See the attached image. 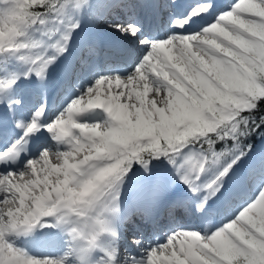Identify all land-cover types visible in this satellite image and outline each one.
Masks as SVG:
<instances>
[{"label": "snow or ice", "instance_id": "1", "mask_svg": "<svg viewBox=\"0 0 264 264\" xmlns=\"http://www.w3.org/2000/svg\"><path fill=\"white\" fill-rule=\"evenodd\" d=\"M89 2L0 0V54L21 53L20 59L33 65L25 78L34 74L45 81L80 28L79 22L69 23L61 38L52 40L65 24L68 5L81 9ZM158 2L175 31L163 40L140 39L147 51L130 76L96 79L50 124L40 123L44 106L30 122L15 121L23 134L0 146V168L5 169L0 172V264H264V154L259 171L244 167L254 153L246 141L264 138V0H236L218 13L216 0H195L181 10L182 0ZM115 6L120 7L119 0ZM209 17L214 19L199 31L189 30ZM107 26L132 38L143 31L139 23ZM35 32L47 40H33ZM87 47L89 55L98 54L95 45ZM36 48L43 54H23ZM18 79L0 81V92ZM20 104L0 95V106L8 111ZM96 109L106 113L105 125L78 122ZM42 129L67 149H45L23 171H7ZM153 160L167 161L195 198L178 200L172 211L183 207L190 215L209 216L215 204L230 206L249 188L258 189V195L215 232L180 228L164 243L145 247L142 233L133 231L121 251V235L112 223L121 211V186L136 164L151 175ZM209 173L211 178L202 182ZM172 187L158 178L154 192L163 195ZM46 218H54L71 237L63 257H32L10 242ZM126 219L131 221L132 214Z\"/></svg>", "mask_w": 264, "mask_h": 264}, {"label": "bare ground", "instance_id": "2", "mask_svg": "<svg viewBox=\"0 0 264 264\" xmlns=\"http://www.w3.org/2000/svg\"><path fill=\"white\" fill-rule=\"evenodd\" d=\"M235 1L216 0V4L218 5L216 12L228 10V6L234 4ZM194 2L195 0H182L177 10L186 7L187 3ZM116 3L117 0H111L104 4L102 10H97L93 13L95 16H92L94 21L92 27H94V31H97L96 33H93L85 26H82V35H79L80 32L75 30L68 44L69 52L66 58H60L56 68L54 67L55 63L49 67L45 81H40L33 74L32 81H25L21 84V87L17 85L5 92H0V95H11L19 100L23 98L25 100L26 97L30 99L29 102L23 100L20 106H15L14 110L11 111L14 118L30 122L29 120L35 111L40 106H44L42 102V97L44 96L47 114L40 123L47 125L49 118H58L62 113H65L73 99L78 98L79 95H82L86 91L82 87L81 91L77 94L74 91L72 96L67 95L66 91L72 88L78 80H81L82 83L89 80V84L93 85L98 75H119L121 78H126L135 71L143 58V54L147 51L146 48L138 47L137 45L140 36L136 39L121 36L115 30L109 29L108 23H139L143 28L142 35L157 40L166 39L174 31V29L168 27L167 18L160 11L161 5L158 0H119L120 7H116ZM213 19L214 17L204 18L191 26L189 30L199 31L201 27L206 26ZM101 32H111L115 35L109 36L106 34L108 36H105L101 35ZM84 34L85 36L83 37ZM90 44L97 47L98 54L89 55L87 45ZM42 52L43 48L40 49L39 55ZM48 55L52 54L48 52ZM17 56V65L22 67V69L29 71L33 67L30 62L21 60L19 58L20 55ZM13 58L14 56H10L5 66L0 63V81L15 77ZM82 61H86V64H82ZM20 83L21 81L19 80L18 84ZM7 91H9V94H7ZM149 96L151 98L152 94L150 93ZM0 107L1 111H7L5 106ZM80 117L95 120L94 123L89 125L100 124L103 126L108 120L106 113L99 109L88 112ZM13 119L10 115L11 122ZM36 135L41 140V143L33 151H37L40 146L48 147L53 152L59 151L57 149L59 143L53 140L52 134H47L46 129H42ZM60 146L65 147L66 145L60 144ZM249 166L261 169L257 164ZM159 170L168 177L169 184H174V187L163 195L154 192L156 180L160 176L156 167L151 169V175L146 174L145 176V171H143L140 174L137 173L132 179L125 180V184H122L124 188L120 192L121 211L119 216L112 220L113 226L121 235V240L119 241L121 251L128 244L127 242L125 243V239H127V236L132 235L133 231L142 233L144 245L148 247L155 246L157 243H164L170 233L180 228H190L201 232H203L204 228L207 230L211 228V225H208L211 224L207 219L208 216L203 214L190 215L183 207H177L175 211H172V205L178 200L191 201L195 198L190 192L188 194V190L184 185L179 183L173 168L165 171ZM176 183L179 185L178 187ZM246 193L248 196H251L249 190ZM232 204L238 205L239 202L233 201ZM215 205L212 213L218 209L216 213L226 210V206L222 203ZM130 213L132 214V220L128 221L126 217ZM221 215L225 214L221 213ZM44 224L53 226L45 227ZM55 224L54 218H46L38 228H34L30 233L11 236L9 238L10 242L16 247L27 250L29 255L34 254L40 258L44 256L45 258L59 259V254L68 253L69 250L66 247L64 238L68 239L69 242H71V238L64 227L55 226Z\"/></svg>", "mask_w": 264, "mask_h": 264}, {"label": "rangeland", "instance_id": "3", "mask_svg": "<svg viewBox=\"0 0 264 264\" xmlns=\"http://www.w3.org/2000/svg\"><path fill=\"white\" fill-rule=\"evenodd\" d=\"M102 1V0H101ZM105 1H107V0H105ZM96 2H100V0H90V2H89V5H87V6H85V7H83V8H81V9H76L75 8V6L73 5V4H69L68 5V7H67V9H66V13H65V24L64 25H61V26H58L59 28H60V30L58 31V32H56L54 35H53V37H52V40L53 41H55V40H59L60 38H61V36H62V34H63V32L64 31H66V28H67V25L69 24V23H73V22H79V24H80V28L79 29H77V31H79L80 33H79V35H82L81 34V32L83 31V29H82V26H85L86 28H88V29H90L93 33H96L97 31H94V27H92L93 25H94V21H93V18H92V16H95V14H93L94 12H96L98 9L95 7V3ZM236 2V1H235ZM234 2V3H235ZM104 4L105 3H103L102 4V6H101V8L99 9V10H102L103 9V6H104ZM89 12H91V14H89ZM89 18H91V19H89ZM75 32V31H74ZM74 32H72V34H71V36L73 35V33ZM101 35H105V36H112V35H115V34H113V33H104V32H101L100 33ZM106 34H108V35H106ZM30 36H31V38L33 39V40H35V41H41L42 39L43 40H47V38L46 37H44L40 32H35V33H30ZM85 36V34L83 35V37ZM142 35H140V37H139V39L138 40H140V39H142V37H141ZM109 38H112V37H109ZM72 39V38H71ZM131 39H136V38H131ZM137 45H138V47H141L140 46V44H139V42L137 43ZM40 49L41 48H36V49H32L31 50V52L30 53H28V52H25V53H23V54H25V55H28V54H30V55H32V57H36L37 55H39V53H40ZM43 52H44V49H43ZM43 52H42V54H43ZM50 52V51H49ZM67 52H69V49H68V51ZM67 52L64 54V55H62V56H60L57 60H56V62H55V64H54V67L56 68L57 67V65H58V62H59V60H60V58L61 59H64V58H66V56H67ZM51 54H53L52 52H50ZM146 54V51H145V53L143 54V57H144V55ZM17 55H21V53H17V54H10V53H4V54H0V63L1 64H3L4 66L7 64V59L8 58H10V56H14V58L12 59L13 60V65H14V75H15V77L16 76H18L19 77V79L16 81V84L17 83H19V80L21 81V83H23L24 81H32V79H33V77H34V75H31V76H29L28 78H25V76H24V74L25 73H27L28 71H25L24 69H22V67H20V66H18L17 65V60H16V57H18ZM20 58V57H19ZM143 59V58H142ZM142 59H141V61H142ZM8 61H9V59H8ZM105 76H108L107 74H101V75H98L97 76V78L96 79H98V78H100V77H105ZM11 79V78H10ZM95 79V80H96ZM79 81H81V80H78L77 82H79ZM89 80H86V81H84L83 83H82V81H81V84H80V87H79V84H77V82L73 85V87L72 88H70L68 91H66V93H67V95H71L72 96V93L75 91L76 92V94L79 92V91H81V88L83 87V90L85 89H87L88 87H90V86H92V84L90 83L89 84V82H88ZM16 84L14 85V86H16ZM77 87V88H76ZM7 94H9V91H7ZM70 96V97H71ZM79 96H81V95H79ZM14 97V96H13ZM15 98V97H14ZM77 98V97H76ZM75 98V99H76ZM42 99H44V97H42ZM22 100H24V99H20V101H21V103H22ZM74 100V99H73ZM21 105V104H20ZM19 105V106H20ZM53 115V114H52ZM57 117H51V118H49L48 119V121H47V123L48 124H50V123H52L55 119H56ZM31 120V119H30ZM29 120V121H30ZM78 122H80V123H87V124H92V123H94L95 122V120L94 119H92V118H88V119H85V118H81V117H78ZM54 140V139H53ZM55 141V140H54ZM45 149H48V150H50L48 147H42L34 156H33V158L32 159H36V158H38L39 157V155H40V153L43 151V150H45ZM57 149L59 150V151H64V150H66L67 149V146H60V144L59 145H57ZM186 151V154L188 153V150H185ZM262 154H264V142H262V143H260L257 147H256V149L254 150V153H252L250 156H249V158H248V160L246 161V163H245V165H244V167H245V169H247V168H249V167H252V166H249V165H251V164H257L258 165V167H260L261 168V166H262V161H261V155ZM26 166V165H25ZM151 169L153 168L154 169V167H156V169L158 170V173H160V176H159V178H162L163 179V181H164V183H166V182H168L167 184H169V179H168V177L164 174V173H161L160 172V170L159 169H162V170H170L172 167L168 164V162L167 161H165V160H162V161H160V160H156V161H152L151 162ZM24 170V169H23ZM22 170V171H23ZM141 170H143V171H145L144 170V168L142 167L141 168ZM260 169H257V171H259ZM142 171V172H143ZM141 173V172H140ZM140 173H138V174H140ZM137 174V171H133V173H128V175L125 177V179H124V182H125V180H128L129 178H133L135 175ZM54 175L55 174H53V176L51 177V178H53L54 179ZM145 176H146V173H145ZM62 178V177H61ZM123 182V184H125ZM151 182V181H150ZM202 182H204V177L202 178ZM148 185H151V184H149V183H147ZM166 184V185H167ZM152 185H154V184H152ZM176 185H177V187L179 186L177 183H176ZM148 187V186H147ZM152 187V186H151ZM122 188H124L123 187V185L121 186V189ZM249 191H250V194H251V196H248L247 195V193H245L241 198H239V199H237V200H235V201H237V202H239V204L238 205H233V204H231L230 206H226V210L224 211H221L220 213H216V212H214V213H212V214H210L208 217H207V219L211 222V224H208V225H211V228H209V230H208V232L209 233H212V232H215V231H217L218 229H220V228H222L226 223H228V222H230L231 220H233V219H235V217L239 214V211L242 209V207H244V206H246L248 203H251L252 202V200L256 197V195H258V189H256V188H249L248 189ZM188 192V194H190L189 193V191H187ZM186 193V192H185ZM187 194V195H188ZM216 205H214L213 207H215ZM219 208H220V206H219ZM221 213H224L225 215H221ZM178 221V220H177ZM205 226H206V224H204ZM65 229V228H64ZM66 230V229H65ZM204 230H205V228H204ZM66 232L68 233V231L66 230ZM171 234V233H170ZM71 238V237H70ZM131 239H132V235H130V236H127V239H125V243L127 242V243H129L130 241H131ZM64 240H65V243H66V247L67 248H69L70 249V247H71V242H72V240H71V242H69L68 241V239H66V238H64ZM71 244V245H70ZM15 246V245H14ZM16 247V246H15ZM16 248H18V249H21V250H23L24 252H26L27 254H28V252H27V250H25V249H22V248H20V247H16ZM123 248V247H122ZM124 249V248H123ZM69 251V250H68ZM66 254V252H64L63 254H59V258H61V257H63L64 255ZM29 255V254H28ZM30 256H32V257H36V258H40L38 255H34V254H32V255H30ZM45 258L44 256H41V258Z\"/></svg>", "mask_w": 264, "mask_h": 264}, {"label": "trees", "instance_id": "4", "mask_svg": "<svg viewBox=\"0 0 264 264\" xmlns=\"http://www.w3.org/2000/svg\"><path fill=\"white\" fill-rule=\"evenodd\" d=\"M262 111H264V106H262ZM264 140V138H260V137H252L250 139V141H246V142H251L253 145H254V150L255 148L258 146V144L260 142H262ZM218 147H222V145H218ZM251 155V154H250ZM153 161H156V160H153ZM162 161V160H160ZM141 165L139 164H136L132 169L134 168H137V167H140ZM211 178V173H209L208 175H205L204 176V179L206 180V182Z\"/></svg>", "mask_w": 264, "mask_h": 264}]
</instances>
